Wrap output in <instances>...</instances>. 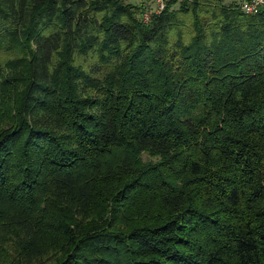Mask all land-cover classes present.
Segmentation results:
<instances>
[{
  "label": "trees",
  "instance_id": "16d2710c",
  "mask_svg": "<svg viewBox=\"0 0 264 264\" xmlns=\"http://www.w3.org/2000/svg\"><path fill=\"white\" fill-rule=\"evenodd\" d=\"M0 0V264H264V12Z\"/></svg>",
  "mask_w": 264,
  "mask_h": 264
},
{
  "label": "built area",
  "instance_id": "2783aa9c",
  "mask_svg": "<svg viewBox=\"0 0 264 264\" xmlns=\"http://www.w3.org/2000/svg\"><path fill=\"white\" fill-rule=\"evenodd\" d=\"M164 7V0H156L155 5L153 6L154 12H159ZM239 8L242 12L247 15H254L260 12H264V0H242L240 2ZM144 10L142 13V18L144 21H147L150 17L152 10Z\"/></svg>",
  "mask_w": 264,
  "mask_h": 264
},
{
  "label": "rangeland",
  "instance_id": "374dc122",
  "mask_svg": "<svg viewBox=\"0 0 264 264\" xmlns=\"http://www.w3.org/2000/svg\"><path fill=\"white\" fill-rule=\"evenodd\" d=\"M129 2H131V3H133V4H139V3H141V2H143V11L144 10H149L148 8H150L153 4L155 5V2H156V0H128ZM223 1V3L225 4V5H228V4H230L232 1L234 2H238V1H240V0H222ZM153 5V6H154Z\"/></svg>",
  "mask_w": 264,
  "mask_h": 264
}]
</instances>
